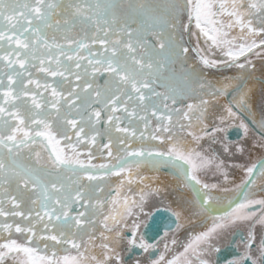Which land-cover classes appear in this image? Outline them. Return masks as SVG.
Instances as JSON below:
<instances>
[{"label":"snow or ice","instance_id":"obj_1","mask_svg":"<svg viewBox=\"0 0 264 264\" xmlns=\"http://www.w3.org/2000/svg\"><path fill=\"white\" fill-rule=\"evenodd\" d=\"M121 8L119 0H111L104 5L97 0L94 8L87 6V0L76 3L67 0L66 4L64 0H49L47 3L45 0H23V2L0 0V22L6 20L12 32L11 36L0 32V40H7L19 46V50L13 49L16 52V59L6 52L0 56V60L8 61L6 67L19 64L20 68L27 71L25 64L27 58L31 56L32 59L39 60L38 71L52 77L64 78L58 82V87H64L66 84L67 92L65 95L64 91H57V87L50 84L43 86L45 91L50 88L51 95L58 98L50 105L55 110L56 117L62 116L61 101L67 106L62 122L58 120L57 129L53 131L50 122L37 119L41 112L33 111L43 107L37 101L35 92L32 93L33 109H27L22 113L19 107L12 103L20 98L19 95H13L15 90L11 85L16 83L13 76L19 77L21 73L13 68V74L7 77L9 85L4 93L5 102L12 104L15 111L10 112L0 105V217L13 219L20 217L22 220L21 223L0 224V228L9 234L5 242L0 244V264H5L9 257L13 264H90V262L91 264H124L122 257L116 251V247L125 239L121 229L128 227L129 217H134L142 210L146 193L142 188L139 199L125 196L121 200L120 191L123 190L125 183L122 181L120 190L110 202L96 199L95 204H92V200L97 190L104 191L99 184L105 177L113 175L119 177L126 173V183L132 184L133 167L137 170L136 175L140 182L143 183L146 178L139 177V169L143 165H150L156 170L166 166L173 169L178 181L177 187L180 189L179 202L173 213L177 230L184 227V220L189 219L190 222V217L193 216L205 224L204 230L199 231L189 240L179 256L165 260V255L161 254L151 264H162V262L163 264H213L212 254L220 251L217 244L225 233L230 229L239 230L242 226L247 227V236L241 234L240 239L245 249L244 256L229 261V264H247L248 261H251V264H264V237L259 239L258 246L253 250V245L257 243L256 226L260 225L264 229V198L252 199L250 190L244 191L242 201L235 202L229 199L225 206V202L216 193L228 192L229 189L218 183L208 182L209 175H219L223 181L231 182L229 169L239 168L245 173V179L237 186L239 194L249 185H255V177L264 180V156L250 165L235 163L229 165L219 154L198 151L186 143L187 137H191L197 145L204 137H208L220 143L224 153H231L233 156L235 153L243 154L246 151L245 144L233 145L227 137L228 127L235 126L237 135L241 132L244 137H248L250 133L255 134L258 137L256 143L261 150H264V88L261 89L260 117L256 119L255 92L248 86V81L256 70V65L250 57L261 58L262 71H264V0H172L163 12L154 10L148 0H141L136 4L129 0L128 8H135L142 22L140 27L135 28L127 20L122 24L118 23L117 10ZM56 9H61L62 14L69 18L62 21L55 19ZM101 10L105 15L110 12V19H103L101 22ZM146 15L151 23L145 27ZM76 18H79L82 24L93 26L95 29L91 37L85 32L81 40L65 36L70 47L75 45L72 49L75 55L66 56V60L72 61L76 70H73L71 64L64 66L59 59L55 61L57 70H52L50 66L43 67L45 59L36 55L40 51L38 46L41 42L45 49L55 47L60 50V55H65V52L63 45L54 42L55 37L50 44L42 29L55 25L59 30L61 24L74 26ZM32 21H36L37 24L33 25ZM25 23L32 27L27 40L19 38L13 40L12 37L18 32L23 34L28 31ZM132 23L136 21L133 20ZM193 23L195 31L192 28ZM185 35L188 37L187 40ZM193 38H195L194 47ZM85 40H90L91 44L104 46V53H110L103 55L101 60L87 59L93 76L97 73L108 74L103 86L96 84L95 80L83 79L89 75V71L88 67L81 70L84 57L79 55V51L86 50L89 57L93 55L92 48L84 42ZM201 43L205 47H201ZM3 47L4 45L0 44V48ZM214 50H218L222 58H210ZM21 52L24 53V58H20ZM160 58H163L165 63L182 62L183 76L193 86L188 89V94L177 93L175 89L164 92L156 90L154 85L157 84L160 69L164 66L160 63ZM61 67H63L62 71L59 70ZM229 68H235L238 74L225 77L222 82L214 83L205 76L206 69ZM65 73L73 77V80H67ZM28 75L31 77V73ZM33 83L37 89L41 87L39 81L29 78L28 84ZM0 84H3L2 79ZM261 84L264 85V80H261ZM159 86L167 88L166 84ZM21 94L27 96L29 91H23ZM224 96L230 99L220 106L222 112L209 123L210 106L219 97ZM78 100L81 101L80 104L76 103ZM147 101H150V104L146 103ZM93 104L102 107L92 108L85 119L81 109L85 106L91 107ZM149 107L152 118L156 120L154 128L150 127L151 120L147 115H140V112L147 113ZM105 110H107L109 135L108 143L103 144L101 149H107V156L113 157L112 130L122 134L117 136L116 144L123 147L119 148L117 156L113 157L117 161L114 165L92 164L91 152L86 165L78 158L77 145L85 140L88 144H97V136L100 133L90 125L95 134L89 139L85 125L94 118L95 123L99 124L101 113ZM121 110L129 125L143 122L144 129L150 133L147 139L158 141L159 145L145 148L144 131H140L137 137V127H121V116L117 115ZM74 112L79 118L69 119L68 117ZM5 115L8 119L4 118ZM174 116L177 119L174 120ZM245 117L250 123L246 122ZM13 120L18 123L13 125L11 122ZM27 121H31L33 130L26 127ZM235 121H238V124H234ZM41 126L43 131L34 130ZM197 127L200 129V134L194 130ZM57 132L61 139L68 142L67 147L71 149L72 156L66 155L64 149L58 147L60 140L56 138ZM39 137L47 141L44 143V148L52 145L43 164L41 152L33 148L34 145L43 143L38 141ZM73 137L76 143H72ZM129 137L140 139L141 146L133 147L128 141ZM24 149H28L29 155L35 152L36 166L16 165V159ZM63 169L73 172L82 171L84 175L77 180L69 177L71 185L58 178L54 182L53 173ZM94 172L101 174L94 175ZM83 179L89 184L78 183ZM92 181H97V184H91ZM13 185L15 194L10 191ZM147 187L155 194L167 191L166 187L151 185ZM128 191L130 192L131 188ZM81 201L84 202L81 207L89 206L88 215L86 216L83 211L70 215L72 205ZM5 202L9 206L8 210L5 209ZM22 205L23 210H20ZM255 206H259L258 212L253 210ZM37 225L40 226L39 234ZM98 225L103 227L99 239L105 241L100 244L103 250L102 258L87 255L88 245L93 243ZM73 228L76 231H72ZM138 228L139 225L133 223L131 238L127 240V244L132 247L138 246L144 252L155 248L156 245L146 241L143 236H137ZM13 229L22 235L25 242L10 238ZM235 234L236 232L233 231L232 235ZM85 236L88 237L87 243L84 240ZM171 243L175 245L176 239H172ZM67 245H70V248L65 247ZM58 247L69 254L58 257ZM164 248L167 250L168 245L164 244ZM73 250L76 255L70 254ZM49 251L51 255H48ZM135 264H140V261L136 260Z\"/></svg>","mask_w":264,"mask_h":264},{"label":"flooded vegetation","instance_id":"obj_2","mask_svg":"<svg viewBox=\"0 0 264 264\" xmlns=\"http://www.w3.org/2000/svg\"><path fill=\"white\" fill-rule=\"evenodd\" d=\"M108 2H101V5H104ZM172 3V0L170 1V4ZM168 4V6L170 5ZM153 7L154 10H161L157 2L149 3ZM168 6L164 7V10L168 8ZM102 11V10H101ZM125 12V9H123ZM132 18H126L127 22L131 24L132 27H140L141 26V20L138 18L139 13L137 10H135V13ZM110 14L108 13L105 15L103 11L100 13V17H107ZM123 15V14H122ZM121 15V16H122ZM124 20V21H125ZM135 20L136 23H132V21ZM124 21H119L120 24H122ZM184 22L186 23L187 20L185 18ZM151 21L148 19V16L146 15L144 17V26L146 27L147 24H150ZM255 23V21H254ZM193 30L195 31L194 23L192 25ZM95 29L93 26H89L87 24H82L80 22V19H77V21L74 22V26H61L58 30L59 34L62 33V36H59L63 43L67 41L65 39V33L68 34V37L75 38L77 40H80L84 37L85 32L87 34H90L91 32L94 33ZM92 36V35H91ZM115 39V37H112ZM185 39L187 40L188 37L185 35ZM203 38H201L202 40ZM69 46V45H68ZM187 46V45H186ZM192 46H195V38L192 39ZM72 48H75V45L71 46ZM201 47H205L203 43H201ZM94 48L98 51L104 52V46L99 44H94ZM65 55H61L63 59L64 66L69 65L68 61L66 60V56H74L75 53L69 48L64 49ZM106 55H110V53H106ZM195 53H193V56ZM210 58H222V54L219 53L218 50H214L213 54ZM253 62L256 65V70L253 73V77L248 81V86L250 88L254 89L255 92V99L256 104L254 108V116L256 119H259L260 117V97H261V89L264 88V85L261 84V80H264V71H262V61L261 58H258L256 56L250 57ZM101 60V59H96ZM189 62H191V58H189ZM160 63H162L164 66L160 69L159 73V80L154 87H156V90L158 92H164L170 89H175L177 93L184 92L185 94H188V89L190 87H193L190 85L184 78L182 73V65L181 61L176 62H167L165 63L163 61V58H160ZM229 69H206L205 70V76L214 83L216 81H223L225 77H233L236 76L238 73L235 68L232 70ZM28 70V68H27ZM59 70H63V67H61ZM73 70L76 69L73 67ZM230 70V71H229ZM227 71V72H225ZM21 74H24L25 72H20ZM12 69L9 67H0V79L3 80L2 75H12ZM67 74V73H65ZM46 80L45 83L41 85L40 92L45 96L43 99H37V101L43 106L42 109L36 110L33 109L32 106V93L34 91L33 85L28 84L29 77H25L21 81H23L22 84L16 86V84H12L11 87L15 90L14 92H17L14 95H19L20 98L16 101H13L12 103L15 104L17 107H19V110L23 113L27 109H33V111H40L41 115L37 117V119H45L48 122L52 124V130L56 131L57 129V121H61L63 119V113L67 111V106L64 105V102L61 101L60 107H61V117H56L55 110L50 107L51 103H53L56 99L52 98L51 95V89L49 88L47 91L44 89L45 84H50V82L53 80L54 77L46 74ZM64 79V78H62ZM108 79V74L104 73L103 75H100L97 73V82L99 85L103 86ZM27 81V82H26ZM160 84H166L167 88L160 87ZM9 81L7 78L4 79L3 84H0V105H3L8 109L10 112H14L15 109L12 107V104H8L5 102L4 93L8 90ZM30 86V88H29ZM219 86V85H217ZM29 91V95L24 96L21 93L23 91ZM60 91H64V94L66 95V88L60 89ZM207 98V97H206ZM154 99V98H153ZM230 97L224 96L219 97L217 101L212 103L210 106V112L208 116V122L211 123L216 116H218L222 112L221 105H224L228 102ZM191 102V101H189ZM77 104H80L81 101H77ZM146 103L150 104V101H147ZM170 107L172 106L169 101ZM179 107V105H176ZM102 105L93 104L91 107L85 106L81 111L83 112V115L85 116V119L89 112H91L92 108H101ZM106 112L107 110L103 111L101 113V119L100 123H95V118L93 121L89 122L85 125V132H90V138L95 133L91 130V126H94L95 129L100 133L97 137H99V145H83L86 144L85 142L77 145L76 151L79 153L78 158L81 161H84L87 165L89 160V152H91L92 155V164H116V159L113 157L117 156V152L119 148L123 147V145H117L116 144V138L117 136H121L122 134L115 132V130L111 131V136L113 139V157L107 156V149H101V146L105 143H108V129L109 124L106 119ZM117 115L121 116V127H137V137H139V132L144 131L145 138L143 139V146L145 148H150L153 146H158V141H152L147 139V137L150 135V133L144 129L143 122H139L138 124L129 125L127 123V119H125V114L121 110L117 113ZM141 116L147 115L148 118L151 120L150 127H155L156 120L152 118L151 108L149 107V110L147 113L140 112ZM5 119H8V117L5 115ZM69 119H78L79 117L74 112L73 115L68 117ZM173 119H177L175 116ZM246 122L248 121V118L245 117ZM13 125L18 123L17 121L13 120L11 121ZM195 124V121H193ZM234 124H238V121L233 122ZM26 127L29 130H33V126L31 125V121H27ZM251 127V124H250ZM35 131H43V127L35 128ZM198 134H200V129L197 127L194 129ZM228 140L231 141L233 145L244 143L246 147V151L243 154L235 153L233 156L231 153H224L222 151V145L218 142H214L210 140L208 137H204L201 141H199V145H197L195 142L191 140V137H187L186 143L191 148H196L198 151H206V152H212L214 154H219L221 158L225 159L229 165L232 164H245L250 165L251 163H254L260 159L261 156H264V150H261L259 145L256 143L257 136L253 133H250L248 137H244L241 134L237 135V128L235 126L228 127L227 132ZM57 139L60 140V144L58 145L59 148L64 149L65 154L68 156H72L73 153L70 148L67 147L68 142L61 139L59 132H57ZM183 138V136H182ZM38 141H43V143H40L38 146L34 145L33 148L35 151H40L42 156L41 163L43 164L44 161L47 160L48 152L51 150L52 145H48L47 148H44V143H47V141H44V138L39 137L37 138ZM128 141H130L133 145V147H139L141 146V140L134 137H129ZM72 143H76L75 138L73 137ZM131 163V158H129ZM10 163V162H9ZM16 165L17 166H36L35 162V152H33L31 155H29L28 149L22 150L19 157L16 159ZM79 167V166H75ZM127 167V165H126ZM116 169H113L115 171ZM230 171V180L231 182H225L223 181V178L219 175L217 176H211L208 177V182L210 183H218L224 188H228V192H217L216 194L220 196L221 200L226 202L229 199L234 200L235 202H240L244 199V191L250 190V198L255 199L259 196V193H263L264 191V180H261L259 177L256 178L255 185H249L248 188H245L237 193V186L241 183L243 179H245V173L241 171L239 168ZM137 170L135 167H133V183L127 184V174H121V176L117 177L115 175L110 177H105L102 181H100L99 187L103 188L104 191L101 192L97 190L94 194L92 204H95L96 199H100L102 201H108L110 202L114 197H116L117 191L120 190L121 183L124 181L123 184V190L120 191V199L122 200L123 197L128 196L130 198L139 199L140 196V189H144L146 196L145 200L142 205V210L138 211L137 214L134 217L128 218V227L122 228L121 230L125 234V239L123 242H121L117 247L116 251L120 254L122 257L124 264H135L136 260L140 261V264H151L153 260H156L159 258L161 254L165 255V260H170L175 256H179L180 253L183 252L184 246L189 242V240L197 234L199 231L204 230L205 224L202 222L199 218L193 216L189 219H186L183 221L184 227L180 230H177L175 228V217L173 215L174 211L176 210V206L179 202V195H180V189L177 187V179L174 176V171L170 166L161 167L159 170L153 169L150 165H143L139 169V177L146 178L144 179L143 183L140 182V179L136 175ZM94 175H100L99 172H94ZM82 171H69L67 169L60 170L58 173H53L52 179L55 182V180L58 178L60 181L65 182L69 185H71V181L68 179L69 177L72 178V180H77L78 177H83ZM78 183L82 184H89V182L86 179L78 181ZM91 184L96 185L97 181H92ZM148 185H151L152 187H161L167 188V191H163L159 194L151 193L149 191ZM5 187H8V185H5ZM131 188V191L129 192L128 189ZM10 191L14 192V185L10 189ZM33 199L35 197L33 196ZM84 202L81 201L77 204L72 205V211L70 212V215H76L78 212H85V215H88V205H85L84 207H81V205ZM23 205L20 210H23ZM110 207V205H109ZM5 209L8 210L9 206L7 205V202H5ZM157 210H163V214H153ZM253 210L259 211V206H255ZM135 211V210H134ZM22 218L16 217L13 219L12 217H0V224H15V223H21ZM133 223H136L139 225L137 236H143V238L148 241L149 243H152L156 245L155 248L150 249L148 252H144L142 249H139V247H132L127 244V240L131 238L132 234V226ZM22 226H24L22 224ZM210 226V225H209ZM39 228L40 226L37 225V230L39 234ZM72 231H76L75 228L72 229ZM103 231L102 225H98L95 231V235L93 238V243L88 245L89 251L87 255L89 256H97L102 258V252L103 250L100 248V244L104 243L105 241H102L99 239L100 232ZM235 231L236 234L232 235V232ZM256 237H257V243L253 245V250L258 246L259 239L261 237H264V229L261 228L260 225H257L255 228ZM108 233H105L107 235ZM167 234V235H165ZM241 234H243L244 237L247 236V227L242 226L241 229H230L227 233H225L224 237L220 240V242L217 244V247L220 249L219 252H213L212 254V262L213 264H229V261L240 259L244 256V246L241 244ZM9 236L8 232L5 231L3 228H0V244H3L5 242V238ZM11 239H15L19 242H25L23 240V237L21 234L16 233L13 229L12 235L10 237ZM172 239H176L177 243L173 245L171 243ZM85 242L87 243L88 237H84ZM139 244V241L137 242ZM164 244L168 245V249L165 250ZM34 246V245H32ZM42 246V245H41ZM65 247L70 248V245H67ZM131 249V250H129ZM43 254V253H42ZM69 253H66L65 251L61 250L59 247L57 249V255L63 256ZM71 255H76L75 250H73ZM48 255H51V251H49ZM5 264H13L11 257L8 258V260L5 262ZM91 264V262H90ZM163 264V262H162ZM247 264H251V261H248Z\"/></svg>","mask_w":264,"mask_h":264},{"label":"rangeland","instance_id":"obj_3","mask_svg":"<svg viewBox=\"0 0 264 264\" xmlns=\"http://www.w3.org/2000/svg\"><path fill=\"white\" fill-rule=\"evenodd\" d=\"M170 1L171 0H148V3H154V2H157V4L159 5L160 9L161 10H158L159 12H163L165 11L164 10V7L165 6H168V4H170ZM23 2V0H22ZM45 2H49V0H45ZM74 3L76 2H81V0H73ZM101 2H108L110 3L111 0H99V3L101 4ZM120 4L122 5V8L117 10V15H118V23L119 21H124L126 18H132V16L134 15L133 13H135V8H132V9H129L128 8V3H129V0H119ZM141 2V0H132V3L133 4H136V3H139ZM64 3L66 4L67 3V0H64ZM97 3V0H87V6H91V7H95ZM123 9H125V12L123 11ZM56 12V15H55V19L57 20H63L65 18H69L65 15L62 14V10L61 9H56L54 10ZM102 12V11H101ZM100 12V13H101ZM109 16H105L103 18H101V22L103 21V19H110L111 17V13L109 12ZM123 14V15H122ZM122 15V16H121ZM77 19L79 18H76L74 20L77 21ZM32 24L33 25H36L37 22L36 21H32ZM41 26H42V22H41ZM61 26H63V24H61ZM60 26V27H61ZM25 27L28 28V31L26 32H23V34H21L20 32H18L16 34V36H13L12 39L15 40L17 38L21 39V40H27V37L29 36V33L32 32V27H29L27 23H25ZM43 31V34H45L48 39H49V43H53V37H55V43H58V44H61L64 46V49H73L72 47L68 46V42L66 41L64 44L62 39L59 37V36H62V33L59 34L57 28L55 27V25H53V27L51 28H48V29H42ZM0 32H4L6 33L8 36H11L12 35V32L10 31V28L8 26V22L5 20L3 22H0ZM68 34L70 33H65V36H68ZM94 33L91 32L90 34H88L89 37H91V35H93ZM83 39V38H82ZM81 40V39H80ZM34 42V40H33ZM85 43H88L90 45V47L92 48V53L93 55L91 57H89V54L86 50H80L79 51V55L81 57H84L83 61L81 62V70L84 68V67H88V71H89V75L88 76H85L83 77V79H87L89 81L91 80H95L96 84H98L97 82V74H95V76L92 75V69H91V66L87 64V59H92L93 61H96V59H102L103 55H106V53L102 52V51H98L94 48V44H91V41L90 40H85L84 41ZM0 44L4 45L3 48H0V56H3L6 52L7 53H10L12 58L13 59H16V52L13 51V49H17L19 50V46L18 45H15V44H12L10 42H8L7 40H0ZM73 46V45H72ZM40 48V51L36 53V55L40 56L41 58L45 59V64L43 65V67H51L52 70H57L56 68V64H55V61L56 59H59L60 61L63 62V59L60 55V50L55 48V47H52L50 49H45L43 47V44L41 42V44L38 46ZM27 51V50H25ZM20 58H24V53L21 52V55H20ZM69 64H71L72 67L75 68V64L71 61V62H68ZM8 64V61H5V60H0V67H6V65ZM32 65H36V67H32ZM40 67V64H39V60H34L31 58V56H29L27 58V63L25 64V68L28 70L25 71V69H22L20 68V65L19 64H14L12 65L11 67H9L10 69H16L18 72H25L24 74H21L19 77L17 76H13V79L16 80V86L20 85L21 84V80L24 79L25 77H29L28 73H31V78L33 81H39V83L42 85L45 83V80H46V73H43V72H40L38 71V68ZM233 69V68H232ZM230 69V70H232ZM229 70V71H230ZM227 72V71H225ZM65 77H67V80L71 81L73 80V77H70L68 76V74H65ZM2 78H3V81L5 78H7V75H2ZM62 80V77H54L53 80L50 82V85H52L53 87H57V91H60L61 87H58V82ZM27 82V81H26ZM75 83H79V81H75ZM31 85V84H30ZM33 85V89L36 94V99H43L45 96L40 92V88L37 89L35 87V83L32 84ZM66 88V84L64 86ZM62 87V88H64ZM30 88V86H29ZM17 92H13V95L16 94ZM53 99H58L57 97H53ZM88 135L90 136V132H87ZM90 139V137H89ZM87 140H85L84 142L86 143ZM85 146L87 145H90L88 144V141L86 144H83ZM97 145H99V137H97ZM263 193H259V196L256 197L255 199H262L264 198V191H262ZM226 206V205H225Z\"/></svg>","mask_w":264,"mask_h":264},{"label":"water","instance_id":"obj_4","mask_svg":"<svg viewBox=\"0 0 264 264\" xmlns=\"http://www.w3.org/2000/svg\"><path fill=\"white\" fill-rule=\"evenodd\" d=\"M163 210H157L156 212H154L153 214H163L162 212Z\"/></svg>","mask_w":264,"mask_h":264}]
</instances>
